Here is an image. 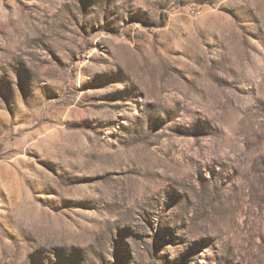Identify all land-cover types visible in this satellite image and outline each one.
Here are the masks:
<instances>
[{"label":"rangeland","instance_id":"374dc122","mask_svg":"<svg viewBox=\"0 0 264 264\" xmlns=\"http://www.w3.org/2000/svg\"><path fill=\"white\" fill-rule=\"evenodd\" d=\"M0 264H264V0H0Z\"/></svg>","mask_w":264,"mask_h":264}]
</instances>
